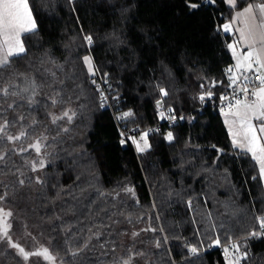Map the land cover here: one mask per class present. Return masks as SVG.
I'll return each mask as SVG.
<instances>
[{
	"label": "trees",
	"instance_id": "1",
	"mask_svg": "<svg viewBox=\"0 0 264 264\" xmlns=\"http://www.w3.org/2000/svg\"><path fill=\"white\" fill-rule=\"evenodd\" d=\"M254 1L262 0L235 7L225 0H29L36 29L22 35L26 52L0 76L3 87L34 80L39 93L33 106L0 97V123L15 121L9 134L28 133L0 139V195L7 193L0 207L13 214L11 241L29 253L43 246L62 264H227L218 248H207L234 239L240 264H264V236L252 235L264 217L258 164L232 146L219 108L199 99L227 88L235 35L222 25ZM86 55L119 108L132 113L127 129L154 124L157 100L184 115L169 130L173 139L146 137L137 153L122 144ZM212 81L221 84L212 88ZM65 111L71 121L52 123L49 113ZM41 136L38 155L30 145ZM192 247L203 254L192 258ZM16 250L0 237V264L46 261Z\"/></svg>",
	"mask_w": 264,
	"mask_h": 264
},
{
	"label": "snow or ice",
	"instance_id": "2",
	"mask_svg": "<svg viewBox=\"0 0 264 264\" xmlns=\"http://www.w3.org/2000/svg\"><path fill=\"white\" fill-rule=\"evenodd\" d=\"M206 3L213 4L215 0H205ZM231 7H235L236 0H225ZM200 5L197 3H189V7L192 9L198 8ZM258 12L260 15V23L253 24L252 26L247 25V17L253 12ZM241 18L245 19V30L244 28L239 29V40L238 42L229 43L228 48L231 50L233 57L235 58V68L237 71L243 69L245 73L251 71L254 72L259 77V85L257 86V90L252 92V96L254 99L249 102L246 98L249 94L248 90V82L249 77L247 75L243 76L244 86L240 89L241 92L244 93L245 99L240 100L237 99L235 102V107L237 111L233 113L240 118L241 127L245 129V139L248 140V144L246 146V150L251 152L252 157L259 164V173L260 177L264 179V145H262L257 137V129L254 127L252 123V119L262 120L264 121V4L256 5V6H248L244 9L243 12H238L234 19L240 20ZM36 29V23L32 14V10L29 4V0H0V76H3V73L10 69L11 64L15 63L13 57H18L21 54L26 52L25 45L22 40V35L24 33L33 32ZM223 30L225 32H229L230 25H224ZM87 44L91 45L93 43V39L91 36L84 37ZM238 44H243L244 47L247 48L246 52H238L237 46ZM260 47H257V45ZM83 62L87 67V71L91 75H96L97 69H95L92 58L90 56H84ZM229 75L230 85H235L237 82V76L233 74V69H227ZM95 83V81H93ZM213 86H215V82H212ZM38 86L36 85L34 80L28 81L25 78L24 86L9 83L8 87L0 86V97L7 98L9 96L16 97L19 100H26L29 106H33L39 101L35 99L38 93ZM30 95L25 96L24 94ZM160 93L163 96H167L168 92L161 87ZM208 97L211 98L212 93L209 91L207 93ZM101 99L104 100L105 97L101 94ZM201 101L205 99L204 95L199 97ZM223 99V97H222ZM6 102V101H5ZM62 102V101H61ZM58 101L55 98L51 99V104L55 105ZM2 107V105H0ZM9 108L13 107V104L8 105ZM163 102L157 100V108H162ZM231 108L232 105L230 104ZM243 109V111H241ZM168 112L171 113L172 109H168ZM51 116L52 123H56L58 120L67 117L69 121L72 120V115H69V112H63L62 116H57L53 113H49ZM74 115V114H73ZM227 115V113H226ZM132 116L131 112L123 113V117L125 118ZM159 116L161 119H175L174 116H166L164 111L159 112ZM20 120H24L25 117L21 115L19 117ZM10 123L12 126L15 125V121L9 122L6 118H3V122L0 123V139H6L9 142H15L21 140L22 138L28 135L27 130L22 128L18 135H12L8 133V128L10 127ZM37 123L35 119L32 120L30 126H34ZM67 131V129H65ZM259 133L264 134V124H262L258 128ZM251 134L250 137L248 134ZM148 133L145 132L141 135L140 139L144 140V147H141L136 140L133 139V143L136 144L138 151H144L147 147V137ZM235 135L233 134V145H238L237 140L235 139ZM46 136L39 137L35 143L31 144L30 147L35 150V152L39 155L42 148L41 141L46 140ZM166 139L171 141L173 139V134L169 132L167 134ZM21 151H27V149H21ZM4 160V155H0V161ZM40 168L45 166L44 160L41 159L39 161ZM32 170L36 171V165L32 164ZM40 183L39 179L36 181ZM20 185H24L25 181L20 180ZM127 191L132 192V189H128ZM7 193L0 195V202H2ZM13 214L11 211H5L3 207H0V237L8 240V243L12 248L17 249L18 254H20L23 259L28 260L29 256L35 255L40 256L44 260L48 261L49 264H53L54 258L50 254L47 248L40 249L35 252H26L24 248L19 247L17 244L13 243L9 237V229L11 228V224L8 222V218ZM260 219V232H253V236L260 235L264 233V217ZM219 243V240L216 241ZM232 249L239 252V246L233 244ZM191 252L196 253L197 249L192 247ZM225 253H229V249L225 248ZM246 256V254H244ZM240 257L236 258L235 264H239ZM125 264H130V261H125Z\"/></svg>",
	"mask_w": 264,
	"mask_h": 264
},
{
	"label": "built area",
	"instance_id": "3",
	"mask_svg": "<svg viewBox=\"0 0 264 264\" xmlns=\"http://www.w3.org/2000/svg\"><path fill=\"white\" fill-rule=\"evenodd\" d=\"M229 25V23H225L222 25V29L224 25ZM233 74L237 76V82L236 84L230 85L229 81V73H227V78H228V84L227 88L218 96L214 97L212 94L211 98L208 97L207 92L204 93L205 98L207 99L208 103L211 106H217L219 109L223 110H228V111H234L236 109L235 107V102L237 99L244 100L245 96L244 93L240 91V89L244 86V80L243 76L247 75L250 79L248 82V90L249 94L247 96V100L251 102L254 97L251 95L252 92L257 90V86L259 85V77L254 73V72H247L245 73L243 69L237 71L236 68H233ZM95 85L96 89L99 92V98L102 106L109 110L113 118L115 120V123L117 124L119 131H120V141L122 144H128L130 145L133 150L137 153V146L136 144L133 143V139L137 141L141 146L144 144V140H141L140 137L143 133L147 132L149 136L156 135V134H168L169 130L177 126L185 121L184 115H179L172 111L171 113L168 112V110L162 108H155V117H156V122L152 125L142 127V128H132V129H127L126 125L124 123L125 118H119L123 117V113L126 111H122L119 106H118V100L116 99V96L113 94L111 86L107 84L96 72V78H95ZM101 94L105 97L104 100L101 99ZM223 97V99H222ZM232 105L230 108L229 105ZM164 111L166 116H174L175 119H161L159 116V112ZM260 232V231H259ZM264 236V233H261ZM236 244L238 245V241L234 239H229L227 243L223 245H212L207 248V251H211L214 248H218L220 252L226 256V260L230 261V264H235L236 258L239 257V252L235 251L232 249V245ZM225 248L229 249V253H225ZM203 254L199 249H197L196 253L191 252V257L195 258ZM240 264V260H239Z\"/></svg>",
	"mask_w": 264,
	"mask_h": 264
},
{
	"label": "rangeland",
	"instance_id": "4",
	"mask_svg": "<svg viewBox=\"0 0 264 264\" xmlns=\"http://www.w3.org/2000/svg\"><path fill=\"white\" fill-rule=\"evenodd\" d=\"M229 33H231V30L229 31ZM235 58H234V62H233V65L232 67L235 68ZM237 111V108L234 110V111H228V110H223V109H219V113H220V116L224 122V125L227 129V131L229 132L231 138H232V141H233V134H236L235 135V139L237 140V143L238 145H241V146H234V148H238L240 150H245L246 149V139H245V129L241 127V124H240V118L237 117L236 115H233V113H235ZM241 111H243V109H241ZM227 113V115H226ZM252 123L254 125V127L256 129H258L262 124H264V121H261V120H256V119H252ZM259 132V131H258ZM261 134V133H260ZM250 133L248 134V136L250 137ZM261 137H263V140H264V134H261ZM8 222H9V218H8ZM10 223V222H9ZM25 233H28L27 230L24 231ZM13 238V237H12ZM14 239V238H13ZM24 246L28 247L27 244H25ZM39 249H43V246H38ZM28 249V248H26ZM17 251V250H16ZM18 252V251H17ZM37 264H49L48 261H42L40 260V258H37ZM25 264H28L27 261H25ZM53 264H62L61 262H59L57 259L53 261ZM227 264H230V261H227Z\"/></svg>",
	"mask_w": 264,
	"mask_h": 264
},
{
	"label": "crops",
	"instance_id": "5",
	"mask_svg": "<svg viewBox=\"0 0 264 264\" xmlns=\"http://www.w3.org/2000/svg\"><path fill=\"white\" fill-rule=\"evenodd\" d=\"M226 3H227V2H226ZM260 4H264V0H262V1H254V2H252V3H250V4H248L246 7H248V6H253V7H254V6H256V5H260ZM227 5H229V4L227 3ZM229 6H230V5H229ZM246 7H245V8H246ZM245 8H243L242 10H239V11L234 12V14L232 15V17H231V19H230V21H229V25H230L231 33H233V34L235 35V37H234V39H233V41H232L231 43L238 42V40H239V35H240V33H239V31H238L239 29L244 28L245 30H247V29L245 28V19H244V18H241L239 21L236 20V19H234V18L236 17L237 13H238V12H243ZM259 23H260V15H259L258 12H255V11H254L252 14H250V15L247 17V25H248V26H252L253 24H259ZM24 34H25V33H24ZM24 34H23V35H24ZM257 47H260V45L258 44ZM229 50H230V49H229ZM237 51L240 52V53H242V52H246V51H247V48L244 47L243 44H238V46H237ZM230 52H231V50H230ZM231 54H232V52H231ZM232 56H233V55H232ZM233 62H234V57H233ZM232 65H233V64H232ZM261 121H262V120H261ZM228 134H229V132H228ZM229 137H230V140H231V144H232V146H233L232 138H231L230 134H229ZM257 137H258L260 143H261L262 145H264L263 137H261V134L258 132V129H257ZM247 144H248V140L246 139V144H245V146H247ZM236 149H238V148H236ZM239 150H240V149H239ZM242 151H247V150L245 149V150H242ZM247 152H248V151H247ZM248 153L251 154V152H248ZM251 156H252V154H251ZM257 164H258V163H257ZM258 167H259V164H258ZM262 181H263V184H264V179H262Z\"/></svg>",
	"mask_w": 264,
	"mask_h": 264
},
{
	"label": "water",
	"instance_id": "6",
	"mask_svg": "<svg viewBox=\"0 0 264 264\" xmlns=\"http://www.w3.org/2000/svg\"><path fill=\"white\" fill-rule=\"evenodd\" d=\"M227 69H229V68H227ZM227 69L225 70V73L227 74L228 72H227ZM212 82H214V81H212ZM221 84V82H217V83H215V86H218V85H220ZM215 86H213V83H211V87L212 88H214Z\"/></svg>",
	"mask_w": 264,
	"mask_h": 264
}]
</instances>
